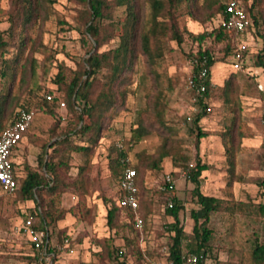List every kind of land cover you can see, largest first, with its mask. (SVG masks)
<instances>
[{"label": "rangeland", "instance_id": "obj_1", "mask_svg": "<svg viewBox=\"0 0 264 264\" xmlns=\"http://www.w3.org/2000/svg\"><path fill=\"white\" fill-rule=\"evenodd\" d=\"M190 1L184 0L175 8V22L184 34L183 43H177L171 35L167 37L164 55L151 65L140 48L139 38L147 19L149 0H136L137 59L130 79L120 87L126 91V101L111 110L93 152H72L67 160L69 167L65 164L59 167L68 183L81 174L87 183L78 188H65L59 195L60 200L54 197L66 215L57 220L49 218L51 258L42 257V251L34 247L22 228L27 219H32L35 224L40 222L36 202L24 200L16 192H7L0 186V264H113L117 258L126 259L128 264H171L168 257L174 232L170 225L174 218L167 212V206L173 195L183 203L180 225L185 231L184 244L195 241L192 211L201 212L193 194L195 184L190 178V170L199 159L208 165L201 176L202 191L225 199L228 205L226 210L213 212L208 221L213 233L205 264H255L253 249L258 242H264V214L260 209L264 204V126L261 121L264 97L255 78L235 71L233 57L225 54L224 45L214 37H208L202 47L210 50L216 64L212 68V84L206 97L208 113L199 123L206 135L199 139L194 120L202 108L191 84L190 56L199 46L189 34L211 31L218 19L203 22L205 13L197 6L204 0ZM248 3H254L253 12L259 19L256 31L245 41L251 59L263 45L264 0H248ZM82 7L78 0H55L50 7L51 15L44 23L37 22L24 30L26 42L22 52L14 46L9 53L10 56L21 55L11 89L22 101L29 102L35 112L30 130L17 145L13 156L20 175H25L29 168L42 170L40 157L45 151L52 150L51 146L69 119L66 106L60 105L56 114L46 113L38 106V101L48 92L61 95L54 80L59 65L63 63L75 69L79 60L90 50H95L94 38L81 32L83 24L77 15ZM13 8L14 0H0V35L9 37ZM113 13V19L102 23L109 25L112 20H117L119 24L99 48L101 52L119 45L118 35L127 15L126 6H114ZM23 63L27 65L26 70H23ZM105 73L106 68L100 71L94 92L100 90ZM230 79L239 85L238 99L225 98V85ZM157 82L162 86L163 98L169 103L168 124L175 129L171 133V140L172 137L176 139L172 150L189 160L175 162L168 156L160 168L144 170L141 197L149 201L146 205L149 211L141 239L137 238L135 245H128L127 237H137L134 225L111 229L107 223L108 209L120 191L112 161L122 147L127 151V161L133 166L140 161L141 153L154 156L164 144L169 132H162L158 126L139 141L131 139L132 128L141 111L145 110L153 119L150 111ZM8 85L0 80V91L6 90ZM76 142L85 143L81 138H76ZM60 158L62 156L56 160ZM83 166L87 168L80 173ZM168 175L173 181V190L167 189ZM125 216L121 212L123 223L128 222L124 221ZM108 246L115 254L121 249L124 253L110 258Z\"/></svg>", "mask_w": 264, "mask_h": 264}, {"label": "trees", "instance_id": "obj_2", "mask_svg": "<svg viewBox=\"0 0 264 264\" xmlns=\"http://www.w3.org/2000/svg\"><path fill=\"white\" fill-rule=\"evenodd\" d=\"M78 1L83 4V7L78 9L77 15L83 24L81 32L94 38L95 50H90L87 56L79 60L75 69L67 67L63 63L60 64L54 80L58 83L61 95L48 92L41 101H38L39 108L49 114H56L57 109L62 105L61 103L65 102L64 107L66 106L67 108L69 119L64 129L58 134L59 137L51 146L52 150L45 151L40 157L41 171L29 168L25 175H20L19 169L14 162V175L19 179L15 192L24 200L31 199L36 202V214L40 217V222L35 224V227L38 229H48L49 218L57 220L65 217L66 211L58 205L60 200L59 195L65 188L86 186L87 180L83 174L72 183H68L59 167L61 164L69 167L67 160L70 158L72 152H86L89 154L93 152L94 144L105 120L109 118L111 110L120 104H124L126 101V91L125 89H120V87L130 79V72L134 68V63L137 59V45L135 43L138 20L136 0ZM182 1L184 0H149L147 19L144 22L139 38L140 48L147 56L148 62L151 65L155 64L164 55V42L167 37L171 35L179 44H182L184 41V34L179 30L175 22V8ZM226 1L204 0L200 6H197L202 13H205V16L202 18L203 22L218 19V23L211 31H204L202 33L190 32L189 34L192 40L199 46L190 53L192 58V79L194 80L192 86L198 93L197 100L202 108V111L197 114L194 120L199 139L206 135V132L202 130L199 123L208 113L206 97L212 84V68L216 64V58L209 49L202 47V43L208 37H214L216 41L224 45L225 54L233 57L239 42L246 40L251 32L256 31L255 28H257L259 22L258 17L253 12L254 3L249 4L248 0H240L252 18V24L247 30L240 33L227 29L221 23L226 9ZM190 2L193 3V0ZM54 3L55 0H14V8L11 15L12 24L8 31L9 37L3 34L0 35V80L9 83L6 90L0 91V133L15 121L20 110H32L30 103L22 101L21 96L13 93L11 89V84L17 75V67L21 57L18 53L15 56H10L11 48L16 46L18 51L22 52L26 42L24 30L26 27L32 26L37 22L44 23L51 15L50 7ZM114 6H126L127 12L125 21L123 22V29L118 35L119 45L101 52L99 48L107 42L113 34L114 27L119 24L117 20H112L109 25L102 23L103 20L114 18ZM109 26H112V28L109 29ZM261 36L263 38L261 49L254 53L251 59L247 50L242 67H234L235 71H242L254 77L257 86L260 82L264 83V32ZM204 58H207L206 64L209 67V74L206 81L207 88L201 94L197 88L200 85L199 73L202 70ZM22 65L23 70H26L27 65L25 63ZM104 68L107 69V73L104 75L105 81L100 84V90L96 93L94 92L95 82L99 78L100 71ZM232 76L235 78L234 73ZM22 79L25 81V78ZM156 86L157 91L153 96L150 111L153 119H151L150 115H147L145 110L141 111L136 125L132 128L131 135L132 140L139 141L144 136L152 133L156 126L161 128L162 132H169V135L165 137L164 144L158 149L156 155L147 156L145 153H141L140 161L133 165L137 170L138 196L140 201L139 212L143 217L144 224L149 211L146 206L149 204V201H145L141 197L144 170L146 168H160L162 162L168 156H172L175 162L183 159L189 160L188 157L181 154L178 156L177 152L172 150L176 139L172 137L173 139L171 140V133H174L175 129L167 121L169 103L162 96L163 89L159 82L156 83ZM238 86L237 84H233L232 79L227 82L224 89L227 100H232L233 97L239 98L237 93ZM259 91L264 97V90L259 89ZM47 95H52V98H48ZM9 118L10 121L8 122ZM60 120L61 117L57 122L58 125ZM76 138H81L85 143H77ZM232 150V147L229 146L231 154H233ZM59 156H62V158L56 160ZM128 166L131 165L127 161V151L121 147L118 149L117 157L112 161L113 171L118 176V179H120L121 174ZM86 168V166L81 167L80 173H83ZM207 168L208 165L202 163L199 159L197 164L190 170V178L195 184L193 194L200 206L201 212L199 214L196 210L192 211L195 241H188L184 244L186 238L185 231L180 225V213L184 208L183 203H181L176 195H173L171 199L173 206H167V212L174 218V221L170 225V229L174 232L168 257L171 264H185L184 256L193 252L202 254L199 264H205L213 233L212 229L208 227L210 216L213 212L228 209L225 199L202 191L201 176L202 172ZM167 189L171 190L168 186ZM120 195L121 191H119L118 197L108 209L107 223L111 229L133 224L137 231V237H127L126 244L135 245L137 238L138 240L141 239L144 230L143 227L140 229L136 226L135 211L119 205L118 199ZM54 197H57L59 200H56ZM260 209L264 214V204L260 206ZM121 212L125 213L124 221L128 222L123 223L121 221ZM106 249L107 256L110 258H116L118 255L124 253L121 249L115 254V251L111 250L109 246ZM252 259L255 264H264V242H258L255 245ZM113 264H128V261L117 258Z\"/></svg>", "mask_w": 264, "mask_h": 264}, {"label": "built area", "instance_id": "obj_3", "mask_svg": "<svg viewBox=\"0 0 264 264\" xmlns=\"http://www.w3.org/2000/svg\"><path fill=\"white\" fill-rule=\"evenodd\" d=\"M224 27L237 33L247 30L252 24V18L247 12L245 6L240 0H227L226 9L221 19ZM244 41L239 42L237 50L233 55V65L235 68H241L243 59L248 45ZM207 58L203 60V67L199 73L200 85L197 90L203 93L206 88V81L209 74L207 66ZM191 84L194 80L191 78ZM258 87L264 90V83H258ZM52 98V95H47ZM65 105V102H62ZM35 120L34 110L22 109L18 112L15 121L6 127L0 133V186L7 192H15L18 187L19 179L14 175V159L17 145L24 139L25 134L29 131ZM261 120L264 126V101L261 104ZM167 186L172 190L174 188L173 181L168 175ZM119 187L121 195L118 199L119 205L127 207L135 211L136 226L142 229L144 220L139 212L140 201L138 196L137 170L133 166L125 168L119 179ZM173 206V202L169 203ZM23 230L28 235L29 240L37 250L42 251L43 258H51L49 252L50 231L49 229H38L32 219H27L23 225ZM202 254L197 252L189 253L184 256L185 264H199Z\"/></svg>", "mask_w": 264, "mask_h": 264}, {"label": "crops", "instance_id": "obj_4", "mask_svg": "<svg viewBox=\"0 0 264 264\" xmlns=\"http://www.w3.org/2000/svg\"><path fill=\"white\" fill-rule=\"evenodd\" d=\"M249 35H250V34H249ZM249 35H248V36H249ZM261 121H262V120H261ZM29 130H30V129H29ZM28 132H29V131H28Z\"/></svg>", "mask_w": 264, "mask_h": 264}]
</instances>
